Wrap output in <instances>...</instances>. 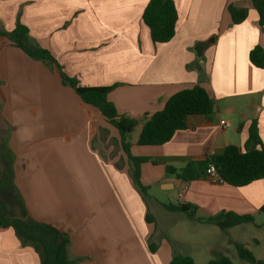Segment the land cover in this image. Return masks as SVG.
I'll return each mask as SVG.
<instances>
[{
  "label": "crops",
  "instance_id": "1",
  "mask_svg": "<svg viewBox=\"0 0 264 264\" xmlns=\"http://www.w3.org/2000/svg\"><path fill=\"white\" fill-rule=\"evenodd\" d=\"M150 1L0 0V33L13 32L19 20L80 86H117L108 99L120 115L139 121L131 154L150 159L141 165V182L149 192L160 190L150 198L169 214L162 231L148 195L135 187L118 129L64 86L57 67L1 38L0 200L9 216H22L25 207L68 233L78 264H170L174 256L236 264L237 245L254 253L250 245L264 243V179L242 188L183 182L166 167L180 170L229 146L243 149L254 122L264 145V70L250 62L256 46L264 49V27L253 0H173L176 35L156 44L143 21ZM230 5L248 10L247 20L234 25ZM195 86L207 91L215 113L189 117L187 130L163 146H140L145 121ZM168 205L196 207L195 219ZM148 211L156 224L147 221ZM221 213L253 216L255 223L226 229L205 222ZM179 217L191 237L170 230ZM0 264L41 259L13 229H0Z\"/></svg>",
  "mask_w": 264,
  "mask_h": 264
},
{
  "label": "trees",
  "instance_id": "2",
  "mask_svg": "<svg viewBox=\"0 0 264 264\" xmlns=\"http://www.w3.org/2000/svg\"><path fill=\"white\" fill-rule=\"evenodd\" d=\"M260 17V25L264 27V0H253ZM234 25H240L248 18L249 12L234 5L228 8ZM143 21L150 29L154 43L166 44L174 39L178 22V11L173 0H151L143 13ZM0 38L11 46L24 51L32 59L43 61L58 68L64 86L70 87L86 105L98 109L101 115L114 126L121 135L122 148L130 161L132 179L136 189L146 197L149 188L141 182V165L149 162L148 158H136L131 154L130 137L139 121L120 115L108 96L116 89L109 87H83L77 79L68 76L52 54L43 49L30 35L28 27L19 20L13 32H1ZM250 62L258 69L264 70V49L256 46L250 52ZM216 111V104L207 91L201 86L186 89L174 95L165 108L149 117L140 134V146H163L174 138L177 132L187 130V121L191 116L210 117ZM1 162V158H0ZM214 166L223 183L242 188L264 179V145L261 141L258 125L254 122L249 131L245 147L229 146L222 155L208 156L201 161L188 163L183 169L166 167V173L176 176L183 182L207 180L210 166ZM0 173V192L2 190ZM22 206L24 205L23 202ZM172 212L188 214L195 219L197 208L189 205H168ZM264 213V207L261 209ZM147 221L156 224L155 217L148 211ZM199 220V219H197ZM201 221V220H199ZM205 222L222 228H232L243 224H254L253 216H239L234 213H221ZM13 229L24 247L33 248L41 259V264H78L80 259L74 256L71 237L59 227L35 220L23 207L20 217L9 216L5 205L0 200V229ZM154 253L156 247L151 246ZM239 257L250 264L260 263L245 245H237ZM170 264H195L191 257L174 256ZM208 264H234L228 257L212 260Z\"/></svg>",
  "mask_w": 264,
  "mask_h": 264
},
{
  "label": "rangeland",
  "instance_id": "3",
  "mask_svg": "<svg viewBox=\"0 0 264 264\" xmlns=\"http://www.w3.org/2000/svg\"><path fill=\"white\" fill-rule=\"evenodd\" d=\"M139 130H135V132L132 135V139L137 138V134H138ZM158 196L160 195V190L158 187H155L152 191L148 192V201L150 202V204H152L153 207V212L157 215L160 224H159V228L158 231L161 232L162 231V227H161V219H163V217H166L167 214L166 210H164L161 206H158L155 204V201L152 200V198H150L151 196ZM0 199H2L1 194H0ZM3 200V199H2ZM173 201V200H172ZM175 202V201H173ZM15 210V209H14ZM15 214H18V211L15 210L14 211ZM183 215H188L185 213H181ZM186 221V218H184ZM183 217H179L177 218V222L174 223V225L170 226V230L173 232V234H177L178 230H182V233L184 232V234L188 237H191L194 233L189 231L190 225L188 224H183ZM181 228V229H180ZM264 235V234H263ZM218 243V242H217ZM251 248L254 250L253 255L255 256V258H261L263 261L262 263H258V264H264V243H260L259 247L254 246L253 244L250 245ZM236 253V256L234 257V260L236 262V264H250L246 261H243L239 255L237 250L233 252V254ZM234 256V255H233ZM234 263V262H233Z\"/></svg>",
  "mask_w": 264,
  "mask_h": 264
},
{
  "label": "built area",
  "instance_id": "4",
  "mask_svg": "<svg viewBox=\"0 0 264 264\" xmlns=\"http://www.w3.org/2000/svg\"><path fill=\"white\" fill-rule=\"evenodd\" d=\"M221 126L224 129H229L231 124L228 121H221ZM207 180L212 183H223L216 171V168L212 165L210 166V169L207 173Z\"/></svg>",
  "mask_w": 264,
  "mask_h": 264
}]
</instances>
